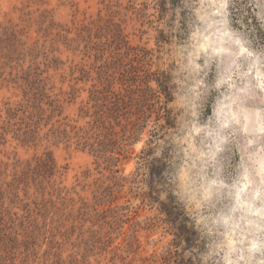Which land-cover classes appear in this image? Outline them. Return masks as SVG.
Wrapping results in <instances>:
<instances>
[{
    "label": "rangeland",
    "instance_id": "374dc122",
    "mask_svg": "<svg viewBox=\"0 0 264 264\" xmlns=\"http://www.w3.org/2000/svg\"><path fill=\"white\" fill-rule=\"evenodd\" d=\"M154 18V0H0V127L37 79L48 96L34 104L45 110L35 141L0 130V172L11 181L47 155L58 172L7 203L17 220L2 227L0 264H178L172 242L186 230L132 188L147 139L137 133L165 101Z\"/></svg>",
    "mask_w": 264,
    "mask_h": 264
},
{
    "label": "clouds",
    "instance_id": "9594fccd",
    "mask_svg": "<svg viewBox=\"0 0 264 264\" xmlns=\"http://www.w3.org/2000/svg\"><path fill=\"white\" fill-rule=\"evenodd\" d=\"M154 6L165 101L137 133L133 191L186 230L178 264H264V0Z\"/></svg>",
    "mask_w": 264,
    "mask_h": 264
},
{
    "label": "trees",
    "instance_id": "16d2710c",
    "mask_svg": "<svg viewBox=\"0 0 264 264\" xmlns=\"http://www.w3.org/2000/svg\"><path fill=\"white\" fill-rule=\"evenodd\" d=\"M37 81L39 82V89H37L35 94L31 95L33 96L31 99L27 100L28 104H20L19 108H8V121L3 127H0V130L3 129L5 131L4 133L7 131L14 132V137L23 143L33 142L37 139L36 129H39V122H34L35 110L37 109L41 114L45 112L42 106L37 105L36 107L34 105L36 102L41 104L43 98H48L47 94L45 93V80L37 79ZM37 95L40 97V99H42L41 101L39 100V102ZM50 106L52 108L54 107L53 105ZM30 109L33 111H30ZM56 111V107H54L53 113L55 114ZM1 166L2 165L0 164V167ZM56 169V163L53 157L47 155V158L38 160L37 166L35 168H31V166H29V168L22 172V174H14L11 181L7 180L8 175H6L5 172H0V233L3 232L4 228L6 227L5 225L8 222L9 224H13L17 220V214L10 212L9 207L6 205L7 203H9V205H13L16 200H19L20 186L24 183L25 187L23 190L25 191L26 196L29 195L30 182H37L33 185H38V188L45 190L48 187L44 186V182H57L55 179L58 173ZM54 186L55 184L51 185V188L54 189ZM54 191L56 192L57 189H54ZM57 192L62 193V191ZM49 194L52 195L51 193ZM24 209H27V205Z\"/></svg>",
    "mask_w": 264,
    "mask_h": 264
}]
</instances>
